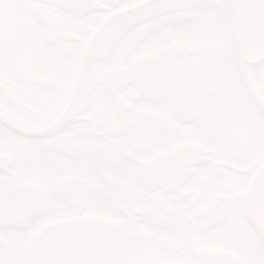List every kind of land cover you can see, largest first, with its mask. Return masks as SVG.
I'll use <instances>...</instances> for the list:
<instances>
[{"label": "snow or ice", "instance_id": "1", "mask_svg": "<svg viewBox=\"0 0 264 264\" xmlns=\"http://www.w3.org/2000/svg\"><path fill=\"white\" fill-rule=\"evenodd\" d=\"M40 10L70 11L80 23L103 27L69 31L53 22L45 32L26 33L22 22ZM176 13L184 14L178 24ZM172 25L167 47L160 48L162 30ZM150 49L154 59L133 64ZM118 63L130 67L125 75L145 97L159 99L137 124L147 151L168 153L151 175L182 158L207 179L217 206L206 213V225L187 216L182 204L173 208L190 241L186 248L50 256L35 245L13 255L7 242L23 243L52 216L106 210L99 195L79 206L68 202L55 170L39 162L83 126L81 111L98 104L106 73ZM13 109L30 124L17 141L37 163L30 174L15 176L0 167V264H264V0H0V128ZM187 138L198 146L176 151ZM31 179L44 187H29ZM243 207L255 209L261 221L234 231ZM217 229L233 255L210 249Z\"/></svg>", "mask_w": 264, "mask_h": 264}, {"label": "flooded vegetation", "instance_id": "2", "mask_svg": "<svg viewBox=\"0 0 264 264\" xmlns=\"http://www.w3.org/2000/svg\"><path fill=\"white\" fill-rule=\"evenodd\" d=\"M174 15L178 24L184 14ZM35 16L36 19L29 16L22 22L26 33L45 32L53 22L69 31L88 27L98 31L103 27L102 22L80 23L70 11L40 10ZM176 26L162 30L160 48L167 47ZM155 56L156 50H145L134 58L133 64L143 65ZM129 71L130 67L119 63L108 70L105 79L109 83L101 88L98 104L80 113L83 126L65 138L58 152L39 162L55 170L61 195L68 202L79 206L88 195H99L107 204L106 210L52 216L23 243L9 240L7 247L13 255L21 247L35 245H41L50 256L97 255L106 250L136 254L161 247L186 248L190 241L182 234L183 225L172 218L177 204L184 206L187 216L207 224L206 213L217 206L218 197L209 193L207 179L199 176L195 168L185 167L180 158L164 167L159 177L151 175L150 170L168 153L147 151L143 147L144 133L137 130V124L153 114L159 99L145 97L137 82L125 75ZM29 126L27 119L13 109L7 126L0 128V167L6 164L13 176L30 174L37 163L17 141V134ZM197 146L195 138L182 139L176 151L186 154ZM29 187L42 188L44 184L31 179ZM260 221L255 209L243 207L235 214L232 228L241 231L249 223L255 226ZM209 247L225 256L234 254L219 229Z\"/></svg>", "mask_w": 264, "mask_h": 264}]
</instances>
